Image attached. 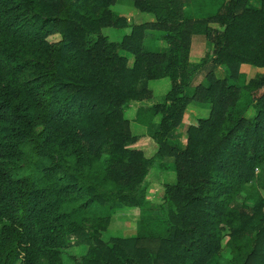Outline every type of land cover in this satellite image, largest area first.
Wrapping results in <instances>:
<instances>
[{"label":"trees","instance_id":"1","mask_svg":"<svg viewBox=\"0 0 264 264\" xmlns=\"http://www.w3.org/2000/svg\"><path fill=\"white\" fill-rule=\"evenodd\" d=\"M117 1L0 0V264H264V0H131L154 17L137 24ZM193 36L211 46L197 60ZM144 100L134 121L159 117L175 179L163 216L105 239L117 209L145 203L153 158L124 115ZM192 100L209 113L181 146L169 134Z\"/></svg>","mask_w":264,"mask_h":264},{"label":"rangeland","instance_id":"2","mask_svg":"<svg viewBox=\"0 0 264 264\" xmlns=\"http://www.w3.org/2000/svg\"><path fill=\"white\" fill-rule=\"evenodd\" d=\"M115 13L124 16L129 24L141 23L150 20L153 17L151 13L140 12L133 6L131 0H118L113 6ZM130 31V27L124 28H114L105 27L103 28V33L108 35L112 41L119 40L124 34ZM58 37L53 36L50 39L56 40ZM211 46L208 45L203 36H194L191 45V60H197L203 56L206 52H210ZM125 55L129 54L123 52ZM246 70H252L253 75L256 67L245 65ZM223 66H218L216 68V74L222 76ZM202 79V75H194L191 78V84L187 88V92H191L194 85ZM149 87L152 90V101L160 99L169 89L170 80L167 77L153 79L149 81ZM140 101H131L124 111L125 117L130 122V129L133 134L140 137L138 140L141 146L145 148V155L147 157L153 158V164L149 169V173L146 176L144 182L142 183V189L144 190V200L145 203L140 210L134 207L123 206L117 209L113 214V221L111 222L109 228L103 232V238H107L110 234L117 235H130L134 233L136 228V223L139 218H149L163 216L164 212L161 208L163 201V182H172L175 179V174L173 170H165L160 166V163L165 162L164 159L159 158L156 154L157 143L150 137V135L155 131L159 117H155L148 125H142L134 121V116L137 107L144 103ZM254 108L249 109V113H252ZM209 113V105L200 103L198 101L192 100L187 105L182 121L178 127H176L169 134L170 139L177 140L181 146H184L186 141V130L189 125H194L197 123V119L200 117H206ZM167 159L166 161H168ZM263 177V175H262ZM257 187L263 193V188L260 186V181L256 182ZM125 210V211H124ZM126 214V216L123 214Z\"/></svg>","mask_w":264,"mask_h":264},{"label":"crops","instance_id":"3","mask_svg":"<svg viewBox=\"0 0 264 264\" xmlns=\"http://www.w3.org/2000/svg\"><path fill=\"white\" fill-rule=\"evenodd\" d=\"M150 20H153V18L150 19ZM147 21H149V20H147ZM141 23H142V22H141ZM193 37H194V36H193ZM192 39H193V38H192ZM251 72H253V71L248 69V74H251Z\"/></svg>","mask_w":264,"mask_h":264}]
</instances>
